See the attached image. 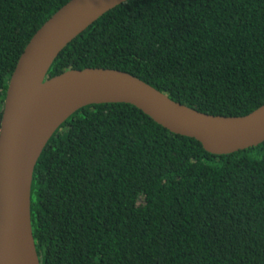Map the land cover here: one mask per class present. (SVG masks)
<instances>
[{"label": "trees", "instance_id": "trees-1", "mask_svg": "<svg viewBox=\"0 0 264 264\" xmlns=\"http://www.w3.org/2000/svg\"><path fill=\"white\" fill-rule=\"evenodd\" d=\"M68 0H0V119L35 31ZM130 73L199 111L264 103V0H126L72 39L47 75ZM40 264H264V141L206 151L129 103L84 106L34 168Z\"/></svg>", "mask_w": 264, "mask_h": 264}, {"label": "water", "instance_id": "water-1", "mask_svg": "<svg viewBox=\"0 0 264 264\" xmlns=\"http://www.w3.org/2000/svg\"><path fill=\"white\" fill-rule=\"evenodd\" d=\"M126 0H68L32 35L10 76L0 119V264H40L31 223L36 162L53 133L78 109L129 103L169 131L213 154L264 141V103L244 115L199 111L128 72L67 69L48 77L60 51L105 12Z\"/></svg>", "mask_w": 264, "mask_h": 264}]
</instances>
